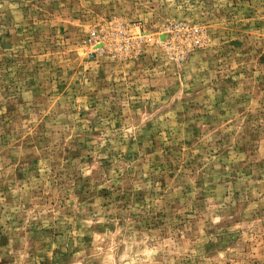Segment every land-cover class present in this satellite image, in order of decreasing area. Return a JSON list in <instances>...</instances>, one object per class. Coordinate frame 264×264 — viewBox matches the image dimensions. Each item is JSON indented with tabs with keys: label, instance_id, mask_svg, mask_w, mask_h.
<instances>
[{
	"label": "rangeland",
	"instance_id": "374dc122",
	"mask_svg": "<svg viewBox=\"0 0 264 264\" xmlns=\"http://www.w3.org/2000/svg\"><path fill=\"white\" fill-rule=\"evenodd\" d=\"M0 264H264V0H0Z\"/></svg>",
	"mask_w": 264,
	"mask_h": 264
}]
</instances>
